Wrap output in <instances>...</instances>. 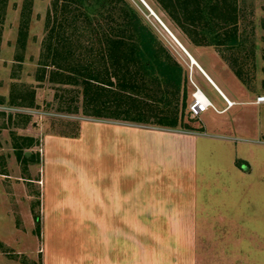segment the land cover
<instances>
[{
  "label": "rangeland",
  "instance_id": "1",
  "mask_svg": "<svg viewBox=\"0 0 264 264\" xmlns=\"http://www.w3.org/2000/svg\"><path fill=\"white\" fill-rule=\"evenodd\" d=\"M24 1L8 0L6 8L0 10V14L4 12L5 15L3 20L0 17V264H45L47 243L58 240V230L54 229L48 240L49 221L43 213V198L71 195V189L74 195H81L76 191L81 183L76 168L87 170L94 180L99 169L92 137L97 132L96 123L171 129L158 122L176 110L182 122L177 130L206 134L198 145L199 181L204 185L199 194L239 203L241 211L237 212L234 206L233 214L239 216L248 235L242 237V245H247L243 260L246 254L252 260L259 253L257 261L264 262V252L257 251L261 241L262 248L264 246V103H252L264 96V0L213 1L217 18L204 21L203 25L216 24L213 27L220 30L219 35L229 34L231 28H236L240 45L231 48L210 45V41L202 37L196 38V42L158 0H115V19L104 15L93 19L91 24L80 21L73 50L85 64L95 63L103 70L98 63L103 31L111 33L116 27L115 21L130 8L183 69L180 95L134 71L136 76L132 85L136 89L123 92V98L129 99L116 96L118 104L111 103L110 109L99 108L105 115H119L117 120L87 115L83 88L61 83L64 78L60 76L53 82V68L46 72L41 69L43 43L47 36L46 18L52 0H33L26 45L22 47L18 43ZM182 21L184 23L185 19ZM225 26L226 31L223 30ZM71 31L76 32L74 26L69 33ZM186 53L194 57L198 66L192 65ZM199 64L235 102L233 107L221 113L209 109L197 118L191 117L189 108L196 91L194 84L219 111L227 107L216 89L200 75ZM115 83V89L120 90ZM109 100H114V95L107 91L100 101ZM86 124L93 125L86 130L83 143L46 139L48 135L79 138L81 125ZM21 137L35 139L33 147L24 149L29 156L34 154L35 161L22 163L18 160L14 147L17 142L22 143ZM223 139L232 143L230 151L223 141H219ZM236 149L248 160L237 163L242 173L234 166ZM108 159L112 160L105 158L102 165H110ZM92 189L94 193V186ZM36 216L40 217L39 232ZM89 239L88 244L95 242L94 236ZM75 240V243L87 241L78 236ZM60 258L59 264L63 261Z\"/></svg>",
  "mask_w": 264,
  "mask_h": 264
},
{
  "label": "crops",
  "instance_id": "2",
  "mask_svg": "<svg viewBox=\"0 0 264 264\" xmlns=\"http://www.w3.org/2000/svg\"><path fill=\"white\" fill-rule=\"evenodd\" d=\"M199 68L220 96L231 101ZM92 125H81L79 138L46 139L83 143ZM96 126L92 137L99 169L94 180L87 170L76 168L81 195L71 189V195L43 198L48 240L58 230V240L47 243L45 264H59L60 256L61 264H264L257 261L259 253L252 260L246 254L243 260L247 245L241 242L248 235L233 214L234 206L241 211L239 203L199 194L204 185L199 181L198 145L206 134L119 123ZM219 141L232 149L228 140ZM235 153L234 166L242 173L237 163L248 160L237 149ZM109 157L111 164L102 165ZM76 236L86 243H75ZM93 236L95 242L88 244ZM262 244L257 251L263 253Z\"/></svg>",
  "mask_w": 264,
  "mask_h": 264
},
{
  "label": "trees",
  "instance_id": "3",
  "mask_svg": "<svg viewBox=\"0 0 264 264\" xmlns=\"http://www.w3.org/2000/svg\"><path fill=\"white\" fill-rule=\"evenodd\" d=\"M158 1L173 16V19L182 25L180 26L185 33L196 42H198L196 38L202 37V39L209 40L210 42H207L210 45H226L230 48L240 45L236 28L234 30L231 28L229 34L226 32V34L219 35L220 30L213 27L217 26L216 24L211 25V27L203 25L204 21H215L217 18L215 16L217 8L212 4L214 0ZM7 2L8 0H0V10L6 8ZM116 5L115 0H52L46 18L47 36L43 43L41 69L46 72V69L53 68L51 72V81L53 82L57 81L56 76H60L64 78L61 80L63 84L81 86L85 100L84 110L87 115L120 119L119 115L109 114L110 116H108L103 114L99 108L110 109L111 103L118 101L116 96L121 95L123 100L129 99L127 96L123 98V92L136 89V86L132 85L134 76L139 75L143 78L148 76L158 86L167 90L170 89L177 95L181 94L184 79L182 67L172 59L154 32L130 8L124 10L119 21H115L116 27L112 28L111 33L103 31L104 40H101L102 47L99 51L100 58L98 60L103 70L98 69L95 63L86 62L85 64V61L78 55L79 53L73 50L79 22L91 24L93 19H98L104 15L115 19ZM32 7L33 0L24 1L18 39V43L22 47L26 45ZM180 12L183 19L179 17ZM219 13L221 14V12ZM3 14H0L2 20L5 16ZM59 14L61 15L60 19ZM181 19H185V22L183 23ZM73 26L76 32L71 31L69 33V29ZM226 29L227 26L223 28L225 31ZM115 81L120 90L115 89ZM107 91L114 95V100L101 102V96ZM186 99L187 93L185 91L184 106ZM0 101L2 100L0 99ZM119 103L121 102L119 101ZM92 108L93 110H91ZM158 124L172 129L182 126L179 111L176 110V112L164 116ZM20 139H22V143L17 142L14 147L18 160L22 163L35 161L34 154L29 156L24 152V149L35 145V139L32 137H21ZM36 222L39 232V216H36Z\"/></svg>",
  "mask_w": 264,
  "mask_h": 264
},
{
  "label": "built area",
  "instance_id": "4",
  "mask_svg": "<svg viewBox=\"0 0 264 264\" xmlns=\"http://www.w3.org/2000/svg\"><path fill=\"white\" fill-rule=\"evenodd\" d=\"M194 87H195L196 91L193 94V102L189 108L190 115L192 118L199 117L202 113L207 112L209 109H213L219 113L223 112V111H219L216 108V106L208 98L206 100H200L197 95H198V93H201L202 90L196 84H194ZM224 99L226 100L227 108H230L231 106L234 105L233 102L229 101L225 97H224ZM262 103H264V96L259 97L256 101V104H262Z\"/></svg>",
  "mask_w": 264,
  "mask_h": 264
},
{
  "label": "bare ground",
  "instance_id": "5",
  "mask_svg": "<svg viewBox=\"0 0 264 264\" xmlns=\"http://www.w3.org/2000/svg\"><path fill=\"white\" fill-rule=\"evenodd\" d=\"M186 55H187V57L190 59L192 65H194V66H198V63H197V61L194 59V57H191V56L188 55L187 53H186ZM199 69H201V68H199ZM197 96H198V98H199L200 100H206V99H207V96H206L203 92L198 93Z\"/></svg>",
  "mask_w": 264,
  "mask_h": 264
}]
</instances>
